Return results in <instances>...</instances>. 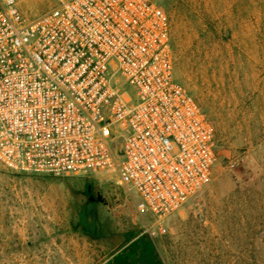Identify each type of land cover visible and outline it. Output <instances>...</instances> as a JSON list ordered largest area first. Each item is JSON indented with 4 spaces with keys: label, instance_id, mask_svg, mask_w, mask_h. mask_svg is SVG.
I'll return each mask as SVG.
<instances>
[{
    "label": "built area",
    "instance_id": "built-area-1",
    "mask_svg": "<svg viewBox=\"0 0 264 264\" xmlns=\"http://www.w3.org/2000/svg\"><path fill=\"white\" fill-rule=\"evenodd\" d=\"M49 2L0 0V164L113 175L140 212L178 210L209 182L218 144L175 75L168 15L155 0Z\"/></svg>",
    "mask_w": 264,
    "mask_h": 264
},
{
    "label": "rangeland",
    "instance_id": "rangeland-1",
    "mask_svg": "<svg viewBox=\"0 0 264 264\" xmlns=\"http://www.w3.org/2000/svg\"><path fill=\"white\" fill-rule=\"evenodd\" d=\"M155 1L170 19L175 75L216 130L209 182L157 220L111 174L0 164V264H132L142 236L155 264H264V0ZM103 183V199L89 201L87 186Z\"/></svg>",
    "mask_w": 264,
    "mask_h": 264
},
{
    "label": "trees",
    "instance_id": "trees-1",
    "mask_svg": "<svg viewBox=\"0 0 264 264\" xmlns=\"http://www.w3.org/2000/svg\"><path fill=\"white\" fill-rule=\"evenodd\" d=\"M137 246V254H130L135 260L132 264H155L153 244L150 239L147 236L140 237Z\"/></svg>",
    "mask_w": 264,
    "mask_h": 264
},
{
    "label": "flooded vegetation",
    "instance_id": "flooded-vegetation-1",
    "mask_svg": "<svg viewBox=\"0 0 264 264\" xmlns=\"http://www.w3.org/2000/svg\"><path fill=\"white\" fill-rule=\"evenodd\" d=\"M109 187V184L103 183L101 186V189H97L95 193H93V189L90 185L87 186V198L91 202L101 201L103 199V196L101 194L102 189H106Z\"/></svg>",
    "mask_w": 264,
    "mask_h": 264
}]
</instances>
